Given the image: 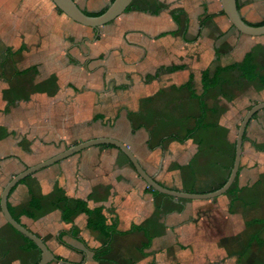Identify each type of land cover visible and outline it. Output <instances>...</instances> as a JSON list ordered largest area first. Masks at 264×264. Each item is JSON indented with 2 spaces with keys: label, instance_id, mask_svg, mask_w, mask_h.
<instances>
[{
  "label": "crops",
  "instance_id": "1",
  "mask_svg": "<svg viewBox=\"0 0 264 264\" xmlns=\"http://www.w3.org/2000/svg\"><path fill=\"white\" fill-rule=\"evenodd\" d=\"M237 1L246 21L264 19V0ZM67 17L53 0H0V193L27 167L98 137L127 143L166 187L220 188L243 118L264 102V35L239 31L221 0H135L99 28ZM249 52L258 78L233 66L215 84L217 68ZM205 71L215 84L206 91ZM149 187L123 151L97 145L29 175L8 205L53 250L48 264H264V108L227 192L190 199ZM58 192L115 212L119 233L89 227L84 212L64 220ZM26 245L0 211V264H34L39 251Z\"/></svg>",
  "mask_w": 264,
  "mask_h": 264
},
{
  "label": "water",
  "instance_id": "2",
  "mask_svg": "<svg viewBox=\"0 0 264 264\" xmlns=\"http://www.w3.org/2000/svg\"><path fill=\"white\" fill-rule=\"evenodd\" d=\"M53 1L59 9H61L66 15H68L74 21L93 28H99L103 25H106L114 21L121 14L126 12L127 8L134 2V0H113L104 12L100 14H90L86 12L77 3L76 0H53ZM221 2L223 5L224 12L226 13L230 21L233 23V25L239 31L247 35H253V36L264 35V24L254 25L246 21L239 10L237 0H221ZM262 108H264V102L255 104L253 107H251V109L247 112V114L243 118L237 135L235 159L230 175L227 181L220 188L214 191H210L207 193H197V192L181 191L166 187L163 184L159 183L153 175L149 174L146 171L144 166L141 164V162L139 161V159L137 158V156L135 155V153L127 143L114 137H98L73 144L67 147L65 150L37 164L27 167L25 170L12 177L4 187L2 193H0V211H2L8 223L13 228H15L21 234L33 240L37 244V246L41 250V258L37 264H48L51 261L57 259V256L55 255L53 250L39 235H37L35 232L27 228L19 220H17L9 209V205H8L9 195L12 189L23 179L39 171L40 169L52 165L56 162H59L77 152H80L81 150L96 145L109 144L119 148L127 155V157L130 159L131 163L133 164L137 172L153 189L158 190L161 193H165L167 195H171L178 198H190V199L215 198L227 192L234 183L239 172L243 140L247 125L251 120V118L253 117V115Z\"/></svg>",
  "mask_w": 264,
  "mask_h": 264
},
{
  "label": "trees",
  "instance_id": "3",
  "mask_svg": "<svg viewBox=\"0 0 264 264\" xmlns=\"http://www.w3.org/2000/svg\"><path fill=\"white\" fill-rule=\"evenodd\" d=\"M112 1L113 0H110L109 3L107 5H105L98 12H88L86 10L85 11L90 13V14H100L108 8V6L111 4ZM134 2H135V0H134ZM134 2L127 8L126 11L131 10V8L134 6ZM59 11L63 12L61 9H59ZM249 23H251V22H249ZM251 24L262 25V24H264V19L261 21H258V22L251 23ZM233 66H238L240 69H242L244 76L246 78H248L249 80H254V79L259 77L257 65L254 61L253 53L249 52V53H247V55H246V57H245V59L241 65L233 64V65H228V66L217 68L215 71V74L213 76L215 78V81H216L215 84H217L218 81L220 80L221 73L224 70H227ZM176 67H173V68H176ZM208 76H209V72L205 71L203 73V81H204L203 85H204L205 91L208 90L212 86V84H214V83H212L213 81L212 82L209 81V83L207 82ZM195 130L196 129H193L187 137H192ZM109 146H112V145H109ZM149 189L152 190L157 195L162 194L158 190L153 189L152 187H149ZM56 197H57L56 198V204L61 207L64 220H70L75 214H77L79 212H84L89 217L88 218V226L89 227H91L95 230H100L101 232H103L105 235H108V236H111L115 233H119V230L117 229L118 219H117V215L115 212L106 211L103 207H96V208L92 209V208L88 207V205L85 201L69 197L68 195H66L62 192H58ZM37 205L38 204L36 203V200L33 199L32 203H31L30 210L28 211L29 215H31V216L34 215L33 210H36L39 208V206H37ZM13 229H15V228H13ZM136 229H140V227L133 226L130 230L125 231V232H121V233H129V232L134 231ZM15 231H17V230L15 229ZM17 232L19 234H21L19 231H17ZM21 235L23 236V238L27 242V245L23 247L24 249L38 250L39 251V257L34 263V264H37L41 258V250L39 249V247L37 246V244L33 240L29 239L28 237L24 236L23 234H21ZM151 242H152V238H151L150 233L145 231V241L143 243V248L149 247L151 245ZM104 247L105 248H103V249H94L96 251V253H95L96 259H100L101 255H104L109 251V245H105Z\"/></svg>",
  "mask_w": 264,
  "mask_h": 264
},
{
  "label": "rangeland",
  "instance_id": "4",
  "mask_svg": "<svg viewBox=\"0 0 264 264\" xmlns=\"http://www.w3.org/2000/svg\"><path fill=\"white\" fill-rule=\"evenodd\" d=\"M87 2H88V6H87L88 9H93L94 8V9H98V11H100L108 3V0H87ZM98 11H96V12H98ZM67 18H69V17H67ZM72 21H74V20H72ZM86 149H88V148H86ZM86 149H84V150H86ZM81 151H83V150H81Z\"/></svg>",
  "mask_w": 264,
  "mask_h": 264
}]
</instances>
